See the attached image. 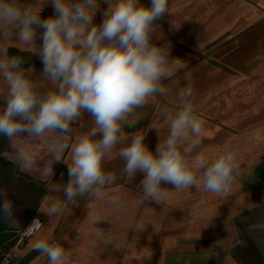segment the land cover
<instances>
[{"label":"clouds","instance_id":"clouds-1","mask_svg":"<svg viewBox=\"0 0 264 264\" xmlns=\"http://www.w3.org/2000/svg\"><path fill=\"white\" fill-rule=\"evenodd\" d=\"M39 3L0 0V75L7 86L0 102V137L7 147L0 150V158L45 180L55 175L56 165L65 164L68 180L56 190H62L65 202L73 205L84 199L91 207L104 199L105 190L117 180L105 164L115 157L124 162L121 174L130 181L138 172L143 174L137 188L144 203L163 204L162 184L172 185L176 192L194 188L226 196L238 161L227 146L218 153L196 151L204 129L194 114L191 85L179 90V108L168 116V135L159 139L154 152L145 143L146 134L125 131L139 122L138 109L166 94L162 81L171 83L170 47L153 43L156 22L169 12L168 0H149L147 5L141 0H46L43 7ZM49 3L53 14L42 18ZM101 4L106 5L103 11ZM98 12L102 19L96 24ZM9 41L19 42L40 58L43 81L30 78L35 69L26 71L23 57L8 55L4 45ZM85 116L91 127L73 140L72 125ZM3 197L0 212L12 219L14 203L6 192ZM46 203L44 214L50 221L63 214L61 202ZM110 203L119 210L118 198ZM40 223L34 217L30 229ZM258 228L264 225L245 230ZM106 243L120 247L112 240ZM34 247L49 264H65L70 257L55 240H40Z\"/></svg>","mask_w":264,"mask_h":264},{"label":"rangeland","instance_id":"rangeland-1","mask_svg":"<svg viewBox=\"0 0 264 264\" xmlns=\"http://www.w3.org/2000/svg\"><path fill=\"white\" fill-rule=\"evenodd\" d=\"M45 2L40 0L39 7ZM141 2L149 4V0ZM105 7L101 4V11ZM168 8V14L156 22L153 43L170 47L167 67L171 83L162 81L166 94L138 109L139 122L125 131L146 134L145 143L154 152L159 139L168 135V116L179 108V90L191 85L194 114L204 129L201 148L196 151L218 153L227 146L236 155V172L252 165L264 156V17H249L238 0H168ZM52 14L49 3L41 17ZM101 19L98 12L94 23ZM4 46L9 56L25 59L22 67L26 71L34 67L30 78L45 79L39 75L43 68L40 58L31 50L16 41ZM0 83L7 92L2 75ZM90 127L87 116L73 124V140ZM66 161L71 162L70 153ZM123 166L118 157L105 164V170L113 172L117 180L105 190L104 199L92 202L91 207L84 199L75 205L66 203L62 190H56L68 180L65 164L52 179L39 183L45 192L37 212L46 226L41 235L45 240L51 236V241L70 252L65 264H164L179 243L199 234L204 220L218 217L224 195L194 188L176 192L172 185L162 184L166 188L163 204L142 202L137 185L143 174L138 172L130 181L121 174ZM114 197L119 210L110 203ZM53 199L61 202L63 214L50 221L44 212L46 202ZM21 238H26L23 233ZM108 240L119 244V249L107 245ZM41 262L49 264L47 256Z\"/></svg>","mask_w":264,"mask_h":264},{"label":"crops","instance_id":"crops-1","mask_svg":"<svg viewBox=\"0 0 264 264\" xmlns=\"http://www.w3.org/2000/svg\"><path fill=\"white\" fill-rule=\"evenodd\" d=\"M238 2L248 11L249 17H264V0ZM0 84L2 102L6 91L4 84ZM4 145L6 148L5 139L0 137V150ZM41 155H44L43 151ZM68 155L65 154V160ZM62 166L63 163L56 165L55 173ZM6 172L12 181L24 187H7L8 182L4 180ZM236 173L230 192L222 197L218 217L204 220L205 224H200L197 230L199 234L180 241L176 249L166 257L164 264H264V228L245 230L249 225H264V156L256 158L252 165ZM43 180L39 174L23 172L14 163L0 158V195L6 192L9 201L14 203L13 220L19 226H15L13 220L6 221L0 216V244L14 253L12 264H44L41 261L45 255L34 247L38 241L45 240V236L41 235L46 231L45 222L37 215L45 195L39 187ZM37 190L42 193V197L35 212L29 217ZM37 216L41 222L40 227L32 235L26 236L27 228ZM22 233L26 238H21ZM47 241L51 243V236Z\"/></svg>","mask_w":264,"mask_h":264},{"label":"water","instance_id":"water-1","mask_svg":"<svg viewBox=\"0 0 264 264\" xmlns=\"http://www.w3.org/2000/svg\"><path fill=\"white\" fill-rule=\"evenodd\" d=\"M4 180H5L6 182H8V183H7V187H10V186H13V187H24L23 184H19V183H16V182L12 181V180L10 179V177H9V173H8V172H6V173L4 174ZM43 181L46 182L47 180H43ZM41 197H42V193H41L39 190H37L36 193H35V202H34V205L31 207V209H30V211H29V217L35 212L37 206H38L39 203H40ZM0 198H1V200L4 198V197H3V193H2V195H0ZM7 199H8V196H7ZM8 200H9V199H8ZM0 216H2V218H3L4 220H6V221H10V222L14 219V216H13L12 219H10L9 217L5 216L2 212H0Z\"/></svg>","mask_w":264,"mask_h":264},{"label":"built area","instance_id":"built-area-1","mask_svg":"<svg viewBox=\"0 0 264 264\" xmlns=\"http://www.w3.org/2000/svg\"><path fill=\"white\" fill-rule=\"evenodd\" d=\"M40 225H41V223H40ZM40 225L32 226L31 229H30V227H28L27 233H30V234H26V236L32 235L34 233V231L40 227ZM14 256L15 255L12 251L5 250L0 246V264H5V262H7V264H12Z\"/></svg>","mask_w":264,"mask_h":264}]
</instances>
